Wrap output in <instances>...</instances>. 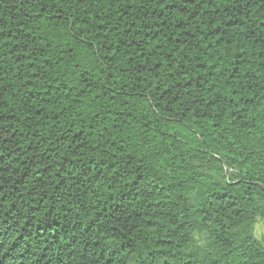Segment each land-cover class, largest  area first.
I'll use <instances>...</instances> for the list:
<instances>
[{"label":"trees","instance_id":"obj_1","mask_svg":"<svg viewBox=\"0 0 264 264\" xmlns=\"http://www.w3.org/2000/svg\"><path fill=\"white\" fill-rule=\"evenodd\" d=\"M257 198L264 0H0V264H264Z\"/></svg>","mask_w":264,"mask_h":264},{"label":"clouds","instance_id":"obj_2","mask_svg":"<svg viewBox=\"0 0 264 264\" xmlns=\"http://www.w3.org/2000/svg\"><path fill=\"white\" fill-rule=\"evenodd\" d=\"M257 205H264V199L262 198H257L256 200ZM260 211H264V207L260 209ZM260 211H258L256 214H259ZM242 226V225H241ZM251 235V234H249ZM196 242L198 244L200 243H210L208 240H204L201 242L199 237H196ZM248 245H251V247L255 248L258 250V252L264 253V232L261 233V235H252V239L247 241Z\"/></svg>","mask_w":264,"mask_h":264},{"label":"rangeland","instance_id":"obj_3","mask_svg":"<svg viewBox=\"0 0 264 264\" xmlns=\"http://www.w3.org/2000/svg\"><path fill=\"white\" fill-rule=\"evenodd\" d=\"M264 232V220L258 218L254 227V235H261Z\"/></svg>","mask_w":264,"mask_h":264}]
</instances>
